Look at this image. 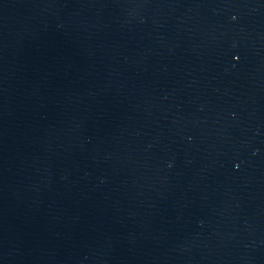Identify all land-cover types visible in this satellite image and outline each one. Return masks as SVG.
Masks as SVG:
<instances>
[{
  "label": "water",
  "instance_id": "95a60500",
  "mask_svg": "<svg viewBox=\"0 0 264 264\" xmlns=\"http://www.w3.org/2000/svg\"><path fill=\"white\" fill-rule=\"evenodd\" d=\"M0 264H264V0H0Z\"/></svg>",
  "mask_w": 264,
  "mask_h": 264
},
{
  "label": "snow or ice",
  "instance_id": "6c2138e0",
  "mask_svg": "<svg viewBox=\"0 0 264 264\" xmlns=\"http://www.w3.org/2000/svg\"><path fill=\"white\" fill-rule=\"evenodd\" d=\"M238 166V165H237Z\"/></svg>",
  "mask_w": 264,
  "mask_h": 264
}]
</instances>
